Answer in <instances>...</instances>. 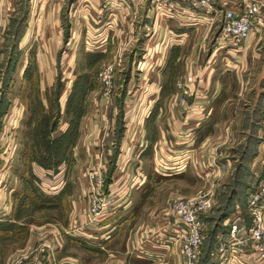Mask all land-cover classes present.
<instances>
[{"label":"rangeland","instance_id":"obj_1","mask_svg":"<svg viewBox=\"0 0 264 264\" xmlns=\"http://www.w3.org/2000/svg\"><path fill=\"white\" fill-rule=\"evenodd\" d=\"M57 1L12 0L15 11L9 16L7 27L4 29L0 26V218L7 210L8 201L13 200L15 193L23 188L24 178L33 185L42 200H54L60 196L57 203L36 205L30 202L23 207L17 205L16 218L18 225L24 227L25 237L10 241L7 256L3 258L4 262L11 261L10 264H15V260L22 256H26L22 264H30L24 252L18 253L15 250L22 247L20 243L25 240L29 226L53 219L63 221L69 212L70 199L74 193L82 192L86 203V189L92 168L103 169L104 190H111L115 197L123 198L124 207L121 209L126 211L123 216L132 211L134 219L131 225L138 220L137 216L144 213L148 195L152 192L151 184L148 188L145 183L137 184L147 169L148 159L145 160L144 153L140 150L145 144L146 127L151 124L150 116L154 112L151 107L161 100L157 90L165 65L158 58L161 55L158 47L155 50L153 45L145 43L139 35L132 45L122 50L120 62L118 59L109 60L111 56L104 59L97 54L102 42L99 32L92 29L80 32L79 37L67 45L58 36L55 17L49 14V9L54 8ZM61 21L67 28L64 11L61 12ZM220 21V17L215 21L216 33H219ZM19 27H22V32L20 38H17L15 33ZM115 48L116 45L113 49ZM164 49L165 47L163 53ZM232 62L233 65L227 70L230 74L225 80L221 78L224 68L220 62L217 60L212 64L209 86L213 81L226 84L227 96L232 103L230 107L235 110L233 116L240 117L257 99L258 78L254 79L256 70H241L240 66L235 65L239 63L234 59ZM107 65L113 66V88L109 97L104 98L98 74ZM181 65L182 61H173L169 64L170 72L177 73L182 69ZM148 70L152 72L149 73ZM82 74L86 75L87 88L80 95L78 89L74 92L73 85L77 80L81 82ZM167 81L171 83L172 78L168 77ZM187 96L186 102L190 103L192 99L188 101ZM69 97L71 105L66 108ZM174 101L177 107L176 96ZM77 107H81L80 110ZM186 111L181 110L182 113ZM71 122L76 124L77 131L76 135L73 134L67 159L46 154V159L41 164L36 160L32 161V158L22 160V153L27 145L32 146L33 142L40 139L42 145L46 138V135L36 131L46 129L50 139L58 138L69 128ZM46 123L48 125H44ZM83 123L88 126L82 134L80 128L82 130ZM241 133V128L238 127L237 137ZM237 137L235 140H238ZM80 139L81 142L78 143ZM41 149L44 150V147ZM87 151H92L89 158L86 156ZM191 158L187 163L189 168L192 165ZM198 161L201 170L192 173L195 179L185 177L163 183L169 185L166 199H169L172 189L180 191V194L178 192L172 196L169 211L176 198L210 192L214 206L204 216L207 230L200 259V264H209V251L214 244L215 234L225 227L223 215L239 209L244 218H247L245 211L249 190L244 186L245 171L235 168L230 180L225 178L227 182L216 201L218 192L212 187L209 189L213 174L204 170L213 167L208 166L204 160ZM117 174L127 177L123 181L126 182L125 185L120 189L115 188L117 183H114V179ZM147 175L150 176V172ZM112 184L115 185L110 188ZM141 186L142 192L138 194ZM155 186L153 183L152 187ZM85 253L76 249L72 255L79 260L81 256L89 257ZM88 261L96 264L97 259L89 258Z\"/></svg>","mask_w":264,"mask_h":264},{"label":"crops","instance_id":"obj_2","mask_svg":"<svg viewBox=\"0 0 264 264\" xmlns=\"http://www.w3.org/2000/svg\"><path fill=\"white\" fill-rule=\"evenodd\" d=\"M249 1L212 0L214 9L203 13L191 9L184 0H177V14L172 17L156 13L152 0H131L127 3L123 0H58L55 7L49 9V14L55 17L58 36L67 45L84 30L99 32L102 42L97 54L104 59L111 56L109 60L118 59L120 62L122 50L132 45L139 35L145 43L153 45L155 50L158 47L160 51L166 41L172 40L165 55L166 61H162L165 66L161 68L162 80L159 88L157 87L161 100L151 107L154 109L150 116L151 124L146 127L145 144L140 150L144 153L145 160L148 159L147 169L137 185L146 182L148 172L163 177L159 184L154 183L155 187L150 186L152 192L147 193L148 204L144 206V213L137 216L138 220L136 218L132 225V211L123 216L126 213L124 210L117 217H107L100 223L88 225L90 231L87 236L67 233L71 213L74 211L80 214L81 220H87V202H84L82 192L74 193L65 219H53L29 226L25 240H21L22 247L15 249L18 253L24 252L29 262L40 259L42 264H90L89 258L97 259L96 264H182L174 218L169 211L172 196L178 192L180 194V191L172 189L169 199H166L169 185L163 181H178L185 177L195 179L192 173L201 170L200 159L213 167L204 170L213 174L209 189L212 187L218 192L216 201L235 168L245 171L243 177L246 180V190L255 186L256 163L264 157V21L261 25L254 26L250 36L239 47L226 44L220 46L218 33L215 32V21L218 17L221 20L225 8L239 11ZM14 11L12 0H0L2 28L7 27L9 16ZM63 11L67 18V28L61 21ZM261 16L264 19V12ZM24 34L25 31L22 36ZM49 44L51 45V41ZM233 59L239 63L235 65L240 66L241 70H256L254 79L258 78L257 99L240 117L233 116L235 110L230 107L232 103L227 96L226 84L213 81L209 86L212 64L217 60L220 62L224 68L221 78L225 80L230 74L227 70ZM173 61L183 63L182 69L177 73L170 72L169 64ZM190 68L202 74L200 92L203 97L197 101L192 100L188 110L182 113L181 108L174 104L176 81ZM168 77L172 78L171 83L167 81ZM191 99L192 96L188 95L187 100ZM82 126L80 131L83 134L88 125L83 123ZM238 127L242 131L240 137H237ZM80 142L81 139L78 140ZM90 152L92 151H87L88 158L91 157ZM190 158L192 165L189 168L187 163ZM126 178L123 174H117L114 179L117 186L112 184L110 188L115 185L116 189H120L125 185L126 182L123 181ZM141 188L142 186L138 194H141ZM118 200L123 203L121 196ZM13 203V200L8 201L7 210L0 218V226L19 223L12 216ZM125 219L129 220L122 222ZM12 239L14 238L10 235L0 233V264L11 263L4 262L3 258L7 256ZM76 249L86 252L89 257L81 256L79 260L76 259L72 255ZM145 253L153 255L145 256Z\"/></svg>","mask_w":264,"mask_h":264},{"label":"built area","instance_id":"obj_3","mask_svg":"<svg viewBox=\"0 0 264 264\" xmlns=\"http://www.w3.org/2000/svg\"><path fill=\"white\" fill-rule=\"evenodd\" d=\"M125 3L131 0H123ZM141 1V0H136ZM177 0H152L156 13L160 16L172 17L177 14ZM187 5L203 13L214 9L212 0H184ZM264 0H250L239 11L225 8L218 38L220 46L226 44L239 47L251 34L254 26L261 25L264 19ZM159 52V59L166 60L168 45ZM164 45V44H163ZM159 53V54H160ZM163 55V56H162ZM113 66L107 65L99 74L103 97L108 98L113 88ZM202 74L190 68L177 79L176 104L181 110H188L190 103L186 96L191 95L192 100L203 97L200 92ZM264 133V122L262 125ZM256 184L249 189L246 198L248 221L240 210L234 211L224 222L225 231L219 232L214 246L210 252L209 264H264V157L256 163ZM89 173L90 181L87 185V220H81L80 214L73 212L67 233L75 236H87L88 225L100 223L103 219L116 213L123 205L111 190H104L102 168H92ZM214 206L209 191L190 197L176 198L171 203L170 212L174 218V228L179 242L183 264H198L201 257V247L207 230L204 216ZM153 254L145 253V256ZM26 256L19 257L15 264H22ZM30 264H42L40 259H34Z\"/></svg>","mask_w":264,"mask_h":264},{"label":"trees","instance_id":"obj_4","mask_svg":"<svg viewBox=\"0 0 264 264\" xmlns=\"http://www.w3.org/2000/svg\"><path fill=\"white\" fill-rule=\"evenodd\" d=\"M21 32H22V27H19L16 29V33L15 35L17 36V38H20L21 36ZM66 34H68V32L66 31ZM82 77V78H81ZM80 78L82 79L81 82L80 80L76 81L74 86V92L75 90H79L78 94L83 95L85 92V88H87L86 86V75L82 74L80 75ZM72 94V92H71ZM71 94L69 95L71 97ZM70 97L66 100V108H68L71 105L70 102ZM70 102V103H69ZM73 103V102H72ZM81 107H77V109L80 110ZM76 109V108H75ZM44 125H48L47 123ZM69 128L64 132V134H62L60 137L58 138H51L48 135V131L45 130H41L40 129L36 132H41V134L46 135L44 138V140L42 141V145H41V139L38 142H33L34 144L32 146L27 145L25 151L22 153V160H29L31 159L32 161L38 162L39 164H41L42 162L45 161L46 157L44 155L48 154L51 157H58L59 159H67V155L69 152V148L70 146H72V142H73V136L76 135V124L74 125L72 122L69 124ZM48 128V126H47ZM53 129H55V125L53 127ZM74 134V135H73ZM41 147H44V150L41 149ZM40 148V150H39ZM151 175L148 176L146 182L144 185H146V188H148L150 186V184L152 185L153 183H156L158 181H160L162 179L163 176L157 174V173H150ZM23 181V188L18 192L15 193L14 195V199H13V206H12V216L13 217H17L16 213H15V209L17 208V205H21L22 207L26 204H29L30 202L35 203L36 205H42V204H47V203H57L58 200L60 199V196L57 197L56 199L52 200H42L41 197L36 193L35 188L33 187V185H31L25 178L22 179ZM109 182V181H108ZM107 184V183H106ZM147 193V192H146ZM236 210V209H235ZM235 210H232L230 213H227L225 215H223V220H226ZM122 213V209H118V211L109 217H117ZM245 215H247V218H245L246 221H248L249 217L247 214V210L245 211ZM107 218V219H108ZM129 219H125L122 222H126ZM131 221V220H130ZM132 222V221H131ZM24 227L15 224V223H8V224H4L2 226H0V233H3L5 236L6 235H10L12 238H19L25 235V231ZM223 230H218L215 234V241H216V237L217 234L219 232H222ZM214 241V243H215ZM203 244V243H202ZM214 246V244H213ZM212 246V248H213ZM212 248L209 251V258H210V252L212 250ZM202 250V247H201ZM201 259V257H200ZM200 264V260L199 263Z\"/></svg>","mask_w":264,"mask_h":264}]
</instances>
